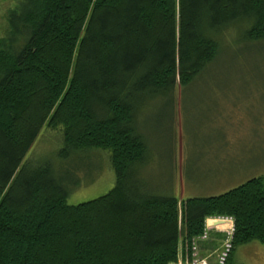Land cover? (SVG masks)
<instances>
[{
	"label": "trees",
	"instance_id": "obj_1",
	"mask_svg": "<svg viewBox=\"0 0 264 264\" xmlns=\"http://www.w3.org/2000/svg\"><path fill=\"white\" fill-rule=\"evenodd\" d=\"M15 2L0 36V264H169L180 245L191 260L219 216L234 225L224 264L264 243L262 177L179 201L135 175L147 157L138 110L206 73L223 31L264 39V0ZM44 127L60 134L62 159L107 152L113 187L68 204L48 162H23Z\"/></svg>",
	"mask_w": 264,
	"mask_h": 264
},
{
	"label": "rangeland",
	"instance_id": "obj_2",
	"mask_svg": "<svg viewBox=\"0 0 264 264\" xmlns=\"http://www.w3.org/2000/svg\"><path fill=\"white\" fill-rule=\"evenodd\" d=\"M15 1L0 0V36L7 9ZM241 29L236 25L215 38L218 57L197 81L184 88L177 85L171 95L148 100L138 110L136 128L147 157L135 175L150 191L185 200L221 194L253 177L264 181V39L242 41ZM44 130L23 162H48L69 191L68 204L94 199L113 187L115 173L107 152L86 151L62 159L60 134ZM233 144L237 151L245 147V159L236 164L239 172L229 166L235 165L232 161L223 170L213 167V155ZM227 236L210 231L207 240L194 239L198 252L193 261L207 256L206 264H220ZM233 261L264 264V243L251 240L237 246Z\"/></svg>",
	"mask_w": 264,
	"mask_h": 264
},
{
	"label": "crops",
	"instance_id": "obj_3",
	"mask_svg": "<svg viewBox=\"0 0 264 264\" xmlns=\"http://www.w3.org/2000/svg\"><path fill=\"white\" fill-rule=\"evenodd\" d=\"M214 162H216L213 167H217L218 170H223L225 163L227 161H232L235 165H229L232 170L237 168L236 164L245 159V147H239L238 151L235 148V144L230 146H224L221 152H216L214 155ZM237 171L239 172L238 168ZM219 175V173H215ZM181 246V245H180Z\"/></svg>",
	"mask_w": 264,
	"mask_h": 264
},
{
	"label": "built area",
	"instance_id": "obj_4",
	"mask_svg": "<svg viewBox=\"0 0 264 264\" xmlns=\"http://www.w3.org/2000/svg\"><path fill=\"white\" fill-rule=\"evenodd\" d=\"M208 228H209V225H207V227L205 228V231H204L203 235L201 236V238H206V236H207V229ZM231 230H232V228H231ZM229 247H230V244L229 243H226V250L227 251H228ZM224 255H225V253H224ZM222 259H223V257H222Z\"/></svg>",
	"mask_w": 264,
	"mask_h": 264
}]
</instances>
